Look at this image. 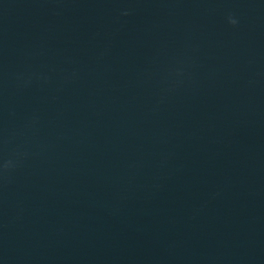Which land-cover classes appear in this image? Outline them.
Wrapping results in <instances>:
<instances>
[{"label":"water","instance_id":"obj_1","mask_svg":"<svg viewBox=\"0 0 264 264\" xmlns=\"http://www.w3.org/2000/svg\"><path fill=\"white\" fill-rule=\"evenodd\" d=\"M0 264H264V0H0Z\"/></svg>","mask_w":264,"mask_h":264},{"label":"clouds","instance_id":"obj_2","mask_svg":"<svg viewBox=\"0 0 264 264\" xmlns=\"http://www.w3.org/2000/svg\"><path fill=\"white\" fill-rule=\"evenodd\" d=\"M233 24H235V21H232Z\"/></svg>","mask_w":264,"mask_h":264}]
</instances>
